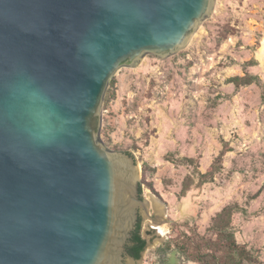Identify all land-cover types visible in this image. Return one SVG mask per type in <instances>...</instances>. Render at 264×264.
I'll list each match as a JSON object with an SVG mask.
<instances>
[{
    "label": "water",
    "instance_id": "water-1",
    "mask_svg": "<svg viewBox=\"0 0 264 264\" xmlns=\"http://www.w3.org/2000/svg\"><path fill=\"white\" fill-rule=\"evenodd\" d=\"M215 3L0 0V264H141L127 245L150 202L134 154L102 139L106 92L185 48Z\"/></svg>",
    "mask_w": 264,
    "mask_h": 264
},
{
    "label": "rangeland",
    "instance_id": "rangeland-1",
    "mask_svg": "<svg viewBox=\"0 0 264 264\" xmlns=\"http://www.w3.org/2000/svg\"><path fill=\"white\" fill-rule=\"evenodd\" d=\"M263 39L264 0H216L176 55L148 54L112 77L102 139L134 154L144 199L150 202L152 193L165 211L163 217L148 208L141 234L145 238L150 228L158 239L141 264H197L177 243L194 231L210 235L213 218L235 203L236 238L264 264ZM248 75L259 81H231ZM222 152V163L215 164ZM213 167L214 177L198 186L200 174ZM186 183L191 187L182 195Z\"/></svg>",
    "mask_w": 264,
    "mask_h": 264
},
{
    "label": "trees",
    "instance_id": "trees-1",
    "mask_svg": "<svg viewBox=\"0 0 264 264\" xmlns=\"http://www.w3.org/2000/svg\"><path fill=\"white\" fill-rule=\"evenodd\" d=\"M231 81L237 85L250 84L259 81L257 76H234ZM114 79L111 81V87ZM114 95L113 89H108L105 99V108L109 100ZM224 152L217 158L215 164H221ZM214 167L206 173L200 174L198 186H202L214 177ZM186 183L182 189V195H185L191 186ZM140 193L142 187L140 186ZM239 209L238 204L225 206L214 218L210 226L212 233L210 235L193 232L185 234L183 240L177 243L178 251L190 261L197 264H260L253 252L245 244L238 242L234 229V215ZM147 240L141 234V216L134 230L132 237L127 245V250L134 258L139 259L142 252L146 249Z\"/></svg>",
    "mask_w": 264,
    "mask_h": 264
},
{
    "label": "bare ground",
    "instance_id": "bare-ground-1",
    "mask_svg": "<svg viewBox=\"0 0 264 264\" xmlns=\"http://www.w3.org/2000/svg\"><path fill=\"white\" fill-rule=\"evenodd\" d=\"M260 57L262 59V62L264 63V39H263V43H262V50H261ZM149 195H150V204L154 207V209H155L156 213L158 214V216H163L164 217L165 211L163 210L162 201L158 197L153 195L152 193H150ZM156 227L159 229L160 233H162V234L165 233V229H164V225L163 224H157Z\"/></svg>",
    "mask_w": 264,
    "mask_h": 264
},
{
    "label": "flooded vegetation",
    "instance_id": "flooded-vegetation-1",
    "mask_svg": "<svg viewBox=\"0 0 264 264\" xmlns=\"http://www.w3.org/2000/svg\"><path fill=\"white\" fill-rule=\"evenodd\" d=\"M127 253H128L130 256H132L131 253H130L128 250H127ZM132 257H134V256H132Z\"/></svg>",
    "mask_w": 264,
    "mask_h": 264
}]
</instances>
